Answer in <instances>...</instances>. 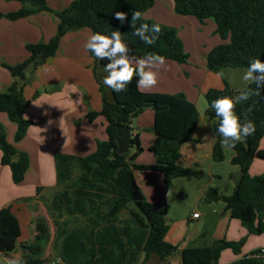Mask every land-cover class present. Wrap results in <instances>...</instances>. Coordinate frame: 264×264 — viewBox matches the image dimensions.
Masks as SVG:
<instances>
[{
	"label": "trees",
	"instance_id": "16d2710c",
	"mask_svg": "<svg viewBox=\"0 0 264 264\" xmlns=\"http://www.w3.org/2000/svg\"><path fill=\"white\" fill-rule=\"evenodd\" d=\"M19 1L28 2L35 9L21 7L14 12H0V17L14 20L36 10L49 9L45 0ZM173 3L177 14L192 15L200 22L209 17L213 18L216 33L220 38L228 40L215 45L206 54V66L210 71L217 72L222 67L247 69L251 58L264 60V0H173ZM152 4L153 0H71L65 8L56 12V29L48 41L26 43L28 55L18 64L7 65L1 62L9 70L11 82L5 90H0V112L5 113L15 124L14 140L22 139L31 123L23 114L29 104L22 94L26 83L24 70L30 65L31 71H34L38 65L54 56L61 37L68 31L88 28L92 34L109 36L112 32L119 31L129 48L130 57L138 59L153 52L164 56L166 60L185 62L187 54L176 30L143 17V13ZM116 11L128 14V21L123 25L113 19ZM132 11L142 13L141 20L136 22L137 27L141 23L160 25L161 31L157 34L155 45L146 46L139 37L133 35L129 23ZM89 55L95 56L91 51ZM99 62L104 66L107 63L102 60ZM137 79L134 76L123 92L116 93L111 88H108V94L101 92L99 110L87 111L86 118L89 122L97 116L106 120V139L97 140L92 153L85 156L55 154L57 183H67L53 195L50 205L57 213L84 218L83 226L79 228L83 236L80 242L82 250L86 244H93L94 236L101 241L102 233L94 234V230L101 232L100 230L108 229L109 225L114 227L115 219L125 209L128 217L123 220L120 229L134 230L132 237L129 234L130 245L135 250L143 251L144 259L155 255L158 259L165 260L177 249L174 244L165 240V210L159 203L146 200L135 181L133 169L158 171L166 185L175 177L196 176L197 171L194 168L182 167L178 161L181 156L180 147L193 139L192 133L199 118L195 105L182 93L141 91L137 88ZM238 93L239 91H232L224 81L222 88H209L204 94L205 115L211 121L214 135L211 147L213 160H222L223 152L221 137L215 131L219 117L207 105L218 97H235ZM250 106L252 110L247 118L255 123L256 131L243 142L237 143L235 148H231L234 151L231 163L239 167L240 176L232 191L228 195H221L220 199L224 202V209L232 218L239 220L248 234L258 235L264 232V172L251 175L249 168L255 157L264 160V149L259 147L264 136V89L259 96H253L247 102L236 105L235 111L242 122L244 111ZM145 107L153 110L151 130L154 139L148 149L154 156V162L136 164L133 162L134 158L141 151L136 138H131V143L136 146L134 152L129 153L127 150L118 153L115 137L117 126L129 124L130 119ZM0 151V162L8 165L12 181H21L28 167L27 155L20 152L17 160H11L16 151L6 140L1 124ZM73 171L78 172V177L69 185ZM130 203L132 207L129 206ZM55 225L60 228L56 219ZM136 232L139 233L135 235ZM18 235L19 224L9 206L0 208V241L14 239ZM62 236V247L65 248L68 232L63 228L57 234V239ZM107 240L114 245L115 250H122L119 241L121 238L111 236ZM244 241V237L238 240L217 239L210 245L183 247L180 250L181 264H219L218 260L224 249H230L237 254ZM35 250L34 246L22 244L18 256L22 257L24 264H46L44 260L31 256ZM259 251L254 250L229 264H264L263 256L258 255ZM130 258L131 261L135 258L133 253Z\"/></svg>",
	"mask_w": 264,
	"mask_h": 264
},
{
	"label": "crops",
	"instance_id": "0c3cea01",
	"mask_svg": "<svg viewBox=\"0 0 264 264\" xmlns=\"http://www.w3.org/2000/svg\"><path fill=\"white\" fill-rule=\"evenodd\" d=\"M15 1L16 2L13 5V2L11 0H0V12L5 14L8 12L17 11L21 7L26 8L24 5L20 4L18 0ZM70 1L71 0H69V2ZM30 6L31 7L27 9H35V6H33L32 4ZM46 17L47 13L45 12V10H36L24 17H20L14 20H10L4 16H1L0 57H3H1V59L8 63L15 64L16 62H20L21 60H23L28 55V52L25 49L26 43L47 41L48 38L51 37L53 25L55 23L52 22L51 25L44 26L45 22L49 24V19L47 20ZM143 17L145 19H150L160 24L169 25L174 28L179 26L180 28H182V30H179L178 34L183 33L186 26L192 27L193 30H191V36L192 42L194 43V49H190L189 46H187L190 43V39L186 44L185 42H182L183 49L188 52V56L185 62L179 63L176 61L165 59V64L159 69H156V71L158 72V82L156 86L151 88L150 90L141 91L161 92L168 94L182 93L188 101L192 102L195 105L198 113V118L200 120L202 118V115H205V92L209 88H222L224 85V81H226L225 79H221V77L219 78L217 74H212L211 72L213 71H210L207 68L206 54L215 45L226 42L228 40L224 39L223 41V39H221L220 37V39H218L215 36L209 39H204L202 36L203 34H201L197 40L195 29H197L200 24L206 23L207 25L209 24L210 30H213L215 22L213 24L210 20V17L204 19L203 22H200L192 15H180L175 13L173 0H153L152 6L143 13ZM19 29L27 31L29 34V39H19ZM81 35H83L87 41L88 37L92 35V33L90 34L89 32H86L82 29L76 32L65 33L59 41L60 46H58L57 51L61 49V46H63L65 41L75 42V38L78 37V40H80L79 36ZM183 38L184 37H182V39ZM23 39L24 43L22 42ZM21 44L22 46H24L26 55L24 51L21 54H13L12 50H17V46H21ZM199 46H202V48H198ZM66 50H68V48ZM14 55L19 57L11 58V56ZM52 57L53 59H55V57L57 56ZM61 57L64 60L61 63L60 71H63L64 74H57V81L59 82L67 78L75 79L74 77H68V75L66 74L67 70L68 72L73 71L76 73L77 71L83 70V73L85 74V80L81 79V82L82 84H87L90 86L85 87L81 86L80 84H74V86L81 94L86 96L89 107L91 109L99 110L101 105V95L98 92L99 88L97 90V86L94 83L95 79L92 77V72L90 71V60L87 59V57L89 56H81V58H84L85 60L82 64L78 61L79 56ZM223 68L224 67H222L221 69ZM221 69H219L218 72ZM38 71V68L33 71L35 75V80L31 81L33 82V85L37 86L39 83L44 84L46 82H53L52 78L54 74H52V78L46 80L41 78ZM10 82L11 76H8L6 72L0 70V90L6 89ZM67 90L71 91L72 89H67V86L63 85L60 91L52 94H47L48 99L46 101H43L41 105L37 106L38 104L36 102H32L29 103L25 108L23 113L24 117L31 121L37 120L39 117L42 121V125L38 130H33L34 128L29 125L23 138L16 143V147L20 150L12 156V161L17 160L18 154L20 152H23L25 154L26 152H28V154H30L29 157H31L29 166L27 167L22 180L14 183L11 179V173L8 165L7 169L5 167L6 165L4 166L0 162V208L9 206L11 212L13 213L19 224V235L16 238L3 239L0 241V253L2 254L0 256V260L2 259L5 262V258H12L19 254L18 251L20 245L27 244L36 248L35 252L32 253L31 256L37 259L44 260L46 264L78 263L80 256L78 254V250L75 249L71 253L66 252L65 248L62 247L63 236L58 237L57 239V234L59 233V231H61L62 228L56 227L55 216L50 205V201L53 195L56 192L62 190L67 182L65 181L63 183H57L55 174V183L53 184V187L52 185L46 186L41 183L44 180L43 175L46 171L41 166L43 162L42 151L39 149V146H36L34 144L29 145L25 143L24 146H26L28 150L27 151L26 148L23 147V144H21L23 143L24 139L26 141L28 137L43 139L47 136L49 138L53 136L55 138L56 136L62 134L64 140L60 144L58 149H56V147H53L51 149L52 155H55L56 153H63L69 155L85 156L95 150L97 140L106 139V120L104 119V117L97 116L91 122L86 123L84 118H80L81 114L84 113L86 109L83 108L82 103L76 104L73 101L74 99L68 96ZM23 91L27 92L28 89L25 88ZM38 99L43 98L39 97ZM30 106L32 107L31 114L29 113ZM76 118H79V125H76L72 122ZM0 120H2L1 122H4V124H7L6 129L8 128V132H4L5 138L9 143H12L11 137H14V133L16 130L15 124H9L4 116H0ZM152 121L153 111L145 108L136 116L132 117L128 124L131 138H136V141L141 147V151L136 154L133 161L136 164H151L154 162V156L148 149L154 139V134L151 130ZM147 129L150 131H145ZM263 140L264 136L261 138L259 144V147L261 149H264ZM135 147L136 146L134 145V148ZM49 153L50 151L47 153V156L49 155ZM262 172H264V160L255 157L250 165L249 173L251 175H257ZM133 176L145 198L150 201L149 196H147L146 194L147 189L145 188L149 189L157 182H160V177H162V174L155 170L139 169L138 171L136 169H133ZM233 178L235 184V181L237 179L236 177ZM41 185L43 187H46V195H44L42 191H37V188ZM199 218L200 214L198 217H192L191 215V217L187 220L189 221V224H191V220H196ZM218 223L221 228L219 229L220 231L218 232L215 240H238L242 237L245 238L244 244L237 254L233 253L230 249H224L220 254L218 260L219 264H229L230 262L236 261L242 256L249 254L254 250L264 249V232L259 235L248 234L239 220L236 218H232L227 210H224L221 213V218ZM100 231L101 232H99L98 230H94V234L102 233V241H104L105 243H109L112 246L107 248L109 251V255L102 259L103 264H111V262H114V259L118 256L121 257V260L123 262L121 264H149V260L151 259L152 255L144 259L143 251L135 250V248L130 245V241L128 240L129 234L130 237H132V235L134 234V230L119 229L117 231H113L112 229L108 228ZM116 233H119V237L121 238V240L119 241H121L122 250H115L113 252L114 245H112L111 242H108L107 237L113 236L116 238ZM138 233L139 232H136L135 235H137ZM97 240L98 239L96 238V236H94L93 241L96 243ZM165 240L170 243L172 242L167 238V234H165ZM56 242L58 244H56ZM132 253L135 258L131 261L130 255ZM178 264H181V258Z\"/></svg>",
	"mask_w": 264,
	"mask_h": 264
},
{
	"label": "rangeland",
	"instance_id": "374dc122",
	"mask_svg": "<svg viewBox=\"0 0 264 264\" xmlns=\"http://www.w3.org/2000/svg\"><path fill=\"white\" fill-rule=\"evenodd\" d=\"M14 3L15 0H11ZM19 1V0H18ZM69 0H45V4L49 9H46L45 12L47 13V20L49 24L46 22L44 23V26H49L51 23H55L53 25L52 35L55 32L56 29V12L62 10L66 7ZM20 4L24 5L26 8L31 7L30 3L28 2H20ZM49 16V18H48ZM211 22L214 24L213 18L210 17ZM208 22V21H207ZM189 25V24H187ZM169 26V25H167ZM172 27V26H171ZM28 28V27H27ZM174 28V27H173ZM49 29V28H48ZM82 30H85L86 32H89L91 34L90 29L88 28H81ZM176 30V33L182 42H185V44L190 39L189 48L194 49V43L192 42V32L191 26H186L184 28L183 33H179V30H182L179 26L174 28ZM80 29L71 30L68 32H76ZM67 33V32H66ZM33 34V33H32ZM31 34V35H32ZM75 34V33H72ZM203 34V38L209 39L213 36L217 37L219 36L215 31V25L214 29L210 30L209 24L206 23L200 24V26L195 29V35L198 40L200 35ZM27 35V36H26ZM28 32L24 31L22 29L18 30V37L19 39L22 38H28ZM80 40H78V37L75 38V42H68L65 41L63 46H61V49L59 51L55 52L54 56L55 59L48 58L44 63L37 66L39 75L43 79H50L52 78V74H54L52 80L53 82H46L44 84L39 83L37 86L33 85L34 81V73L31 71V66H27L24 70L25 77H26V83L23 87V90L26 88L28 89L27 92L22 91L23 97L29 101V103L36 102L38 105H41L43 101H46L48 99L47 94H52L55 92H58L61 90L63 85L67 86V89L71 88L72 90L68 91V96L77 104L82 103L83 108L86 109L84 113L81 114L80 118H84L85 122L88 123L89 121L86 118V113L89 110H93L89 107L88 100L86 96L81 94L74 84H80L81 86L89 87L90 85L82 84L81 79L85 80V74L83 73V70L73 72L70 71L66 72L68 77H74L73 78H67L62 81H57V74H64V72L60 71L61 63L64 59H62L61 56H79V62L82 64L84 58H81V56H89L87 57L88 60H90V71L92 72V77L95 79L94 83L97 86V90L99 88V94L101 95V92L108 93V88L103 83V78L107 75V73L104 70V65H102L99 60L95 56H90L89 51L85 50V43L86 38L81 35L79 36ZM182 37H184L182 39ZM23 39V43H24ZM29 39V38H28ZM31 39V36H30ZM222 39V38H221ZM49 40V38H48ZM47 40V41H48ZM224 41V39H223ZM46 42V41H45ZM199 43V42H198ZM205 44V43H204ZM60 46V45H59ZM183 47V44H182ZM17 50H12V53L17 55L21 54L24 50V46H17ZM68 48V50H66ZM198 48H202V46H199ZM26 49V48H25ZM184 50V49H183ZM184 52L188 56V52L184 50ZM11 56V58L19 57V56ZM2 57V56H1ZM0 57V70L6 72L8 76L10 75L9 70L6 68V66L2 65L1 62L7 64V65H15L20 62L14 63H8L4 60H2ZM21 57V56H20ZM23 57V56H22ZM3 58V57H2ZM10 58V59H11ZM21 59V58H20ZM84 68V67H83ZM246 71V68H232V67H224L219 72H211L212 74H217L219 78L225 79L228 82V86L231 88L232 91H239L240 89L244 88L246 86L245 82L243 81L242 77L244 72ZM90 73V72H89ZM101 88V89H100ZM198 88V87H197ZM5 90V89H4ZM101 90V91H100ZM36 93V95H35ZM39 97L43 99H38ZM153 111L150 107H145ZM144 108V109H145ZM143 109V110H144ZM142 110V111H143ZM29 113H32V107L29 108ZM0 116H4V118L8 121L9 124H14L12 121L8 119L5 113L0 112ZM38 117V116H36ZM77 117V116H76ZM2 128L5 131L8 132L7 124H4V122H1ZM31 121V120H30ZM79 118H76L72 122L76 125H79ZM42 125V121L38 117L37 120L31 121L30 126H32L33 130H38L39 127ZM150 131V130H145ZM192 140L185 142L180 147V159L178 161V164L182 167H188V168H194L197 171V175L194 177H175L171 180V183L169 185H166L163 182L162 177H160V182H157L154 184L151 188H145L147 189V196H149L150 201H155L156 203H159L162 208L165 210V219L167 224V238L170 239L175 246L176 251L168 256L165 260L158 259L155 255H152L151 259L149 260V264H178L180 261V250L183 246H205L210 245L215 239L220 231L221 228L219 225V220L221 218V213L225 210L224 209V202L221 199L218 200H208L205 197V194L208 190L215 191L219 196L221 195H228L234 187V181L233 177L240 176V170L239 167L233 163H231V158L234 154V151L231 148H225L222 146V152H223V159L220 161L213 160L211 157V147H212V141L214 142V135L211 128V121L207 118L206 115H202V118L199 120V123L197 124L196 128L193 130L192 133ZM196 138V139H194ZM12 143L14 145L15 151L19 152L20 149L16 147V143L19 141H15L14 137H11ZM64 137L62 134L56 136L55 138L51 136L50 138L47 136L43 139L41 138H33L28 137V139H24L23 147L26 148L25 143L29 145H36L39 146V149L43 153L42 158V164L41 166L44 168L45 173L43 175L44 180L41 182L44 185H52L55 183V174H56V168H55V155H52L51 149L53 147H56V149L59 148L60 144L63 142ZM264 142V140H263ZM22 147V148H23ZM134 144H130L128 147L129 153L134 151ZM27 150V148H26ZM28 151V150H27ZM50 151L49 155L47 156V153ZM30 153V152H29ZM27 158H28V166L30 162V158L28 152H26ZM5 166V164H3ZM7 169V165L5 166ZM139 171V169H136ZM78 177V172L73 171L72 172V179L68 184L70 185L74 180ZM57 180V178H56ZM42 186V185H41ZM39 186L37 188V191L43 192L44 195H46V187ZM155 187V188H154ZM144 195V194H143ZM147 200V199H146ZM130 207H132V203L129 204ZM193 212H197L200 214V218L196 220H191V224H189L188 218L191 217ZM54 216L56 221L58 222L60 228L65 229L68 232V237L66 239V242L64 243L66 252L71 253L75 249L78 250L79 260L77 264H103L102 259L109 255V251L107 248L112 247L109 243H105L104 241L97 240V242L93 244H86L84 249L82 250L80 247V242L83 240V236L81 235L79 228L84 223V218L81 216H68L65 213H57L53 210ZM128 217V214L126 210H122L118 217L114 221V227H111L109 225V228L114 231L119 230L123 225V220ZM116 238L119 237V233H116ZM113 235V232H112ZM259 235V234H258ZM56 244H58L56 242ZM115 249L113 248V252ZM249 252V251H248ZM119 257V256H118ZM115 258L114 262H111V264H121L123 263L121 258ZM0 264H6L4 260H0Z\"/></svg>",
	"mask_w": 264,
	"mask_h": 264
},
{
	"label": "clouds",
	"instance_id": "9594fccd",
	"mask_svg": "<svg viewBox=\"0 0 264 264\" xmlns=\"http://www.w3.org/2000/svg\"><path fill=\"white\" fill-rule=\"evenodd\" d=\"M141 18L140 11H132L129 23L133 29V35L139 37L146 46H153L158 38L157 34L161 31L160 25L157 23L150 26L147 23H141L137 27L136 22ZM113 19L120 21L123 25L125 21H128V14L116 11L113 13ZM84 47L97 59L107 61L104 66L107 75L103 78V83L116 93L125 91L134 76L138 77L139 90H150L158 82L156 69L165 64V57L153 52H148L138 59L130 57L129 48L122 40L119 31L112 32L110 36L93 33L88 37ZM133 60H135V67H133ZM242 79L246 85H255V87L246 86L240 89L235 97H218L207 105L219 117L215 131L221 137L220 143L225 148H235L237 143L243 142L256 131L255 123L247 118V114L252 110L251 106L244 111L243 122L235 109L237 104L247 102L253 96H259L264 89V60L251 58ZM5 260L6 264H24L22 257L18 255Z\"/></svg>",
	"mask_w": 264,
	"mask_h": 264
},
{
	"label": "water",
	"instance_id": "95a60500",
	"mask_svg": "<svg viewBox=\"0 0 264 264\" xmlns=\"http://www.w3.org/2000/svg\"><path fill=\"white\" fill-rule=\"evenodd\" d=\"M116 143H117V152L123 153L128 150L129 145L131 144L130 129L128 124H123L117 126L116 134ZM205 197L208 200H218L220 196L213 190H208L205 194Z\"/></svg>",
	"mask_w": 264,
	"mask_h": 264
},
{
	"label": "built area",
	"instance_id": "2783aa9c",
	"mask_svg": "<svg viewBox=\"0 0 264 264\" xmlns=\"http://www.w3.org/2000/svg\"><path fill=\"white\" fill-rule=\"evenodd\" d=\"M198 216H199V214H198L197 212H193V213H192V217H198ZM1 255H2V254L0 253V256H1ZM258 255H260V256H264V249H260Z\"/></svg>",
	"mask_w": 264,
	"mask_h": 264
}]
</instances>
